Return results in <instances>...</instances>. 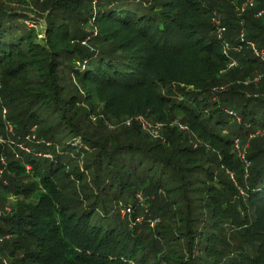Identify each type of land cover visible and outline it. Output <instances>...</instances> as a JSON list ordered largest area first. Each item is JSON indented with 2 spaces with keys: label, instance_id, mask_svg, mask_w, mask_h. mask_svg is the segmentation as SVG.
Returning <instances> with one entry per match:
<instances>
[{
  "label": "trees",
  "instance_id": "16d2710c",
  "mask_svg": "<svg viewBox=\"0 0 264 264\" xmlns=\"http://www.w3.org/2000/svg\"><path fill=\"white\" fill-rule=\"evenodd\" d=\"M245 1L0 0V264H264Z\"/></svg>",
  "mask_w": 264,
  "mask_h": 264
},
{
  "label": "rangeland",
  "instance_id": "374dc122",
  "mask_svg": "<svg viewBox=\"0 0 264 264\" xmlns=\"http://www.w3.org/2000/svg\"><path fill=\"white\" fill-rule=\"evenodd\" d=\"M43 19H40V20H37V23L36 22H32V21H28V25H33V26H36V28H38V29H40V30H43L44 29V24H43ZM36 23V24H35ZM42 36H43V34H42ZM139 117V116H138ZM141 117V116H140ZM178 118V117H177ZM137 121H138V123H140L141 124V127H142V129L144 130V131H146V132H149L150 130H152V128L153 127H149L148 125H146L143 121H142V119L141 118H138L137 119V117L135 118ZM147 121V120H146ZM145 124V126L143 125V123ZM176 122H178V120H174L173 121V123H176ZM172 123V124H173ZM149 128H150V130H149ZM149 130V131H148ZM155 130H157V128H155ZM158 133V132H157ZM152 136H153V134H152ZM157 135H154V137H156ZM20 147V149H22V150H24V151H26V152H28V149L25 147V146H19ZM45 156H47V157H50L51 155L49 154V153H47ZM241 156H243V155H241ZM3 158H4V156H2ZM5 159V158H4ZM6 196H7V200L6 201H4L1 205H0V212H2L3 210L4 211H10L11 210V208L10 207H12L11 205H13L14 203H15V198H14V196L13 195H11V194H6ZM29 201H31V202H33V203H35L36 201H35V199H34V194H33V196H31L30 197V199H29ZM143 206V208H145V210H147L146 209V207L144 206V205H142ZM124 212L122 211V213L121 214H123ZM126 213H132V210L130 211V212H128L127 210H126ZM142 218H143V215H140V216H138V218L137 219H139V220H142ZM153 223V222H152ZM151 223V226H154V223L152 224ZM1 237H3V236H1ZM3 239H4V237L2 238V240L0 241V243L3 241Z\"/></svg>",
  "mask_w": 264,
  "mask_h": 264
},
{
  "label": "built area",
  "instance_id": "2783aa9c",
  "mask_svg": "<svg viewBox=\"0 0 264 264\" xmlns=\"http://www.w3.org/2000/svg\"><path fill=\"white\" fill-rule=\"evenodd\" d=\"M252 4H253V0H246L245 3L243 4L241 10L244 11L246 7L251 6ZM218 35H219V37H221V35H222V30H221V29L218 30ZM241 36H243V34H242ZM250 45H251L252 48L254 49V53H255V55H257V56L261 57L262 59H264V50H258V49H256L255 45H254L253 43H251V42H250ZM233 65H236V61H235V60H233V61L231 62V65H230V66H233ZM255 79H257V77H256ZM138 118H141L142 121H143L146 125H148L149 127H150V126L153 127L152 130H150V128H149L150 131L148 130L151 134H153V136H154V135H157V131H158V129L160 128L161 124L151 125V124H150L148 121H146L143 117H137V119H138ZM143 122H142V123H143ZM128 123H129V121L127 122V124H128ZM144 123H143V125L145 126ZM155 128H157V130H155ZM259 133H260V131L258 130V131L256 132V134H259ZM0 159H1L2 162L4 161V158H3L2 156H1ZM2 172H3V169H0V177H1V175H2ZM137 198H138V200L140 201V203L142 204V198H141V196H140L139 194L137 195ZM126 210H127L128 212L131 211L130 208H127ZM137 220H139V219H137ZM153 223H155V221H153ZM153 223H152V224H153ZM2 238H3V237H1V235H0V241L2 240Z\"/></svg>",
  "mask_w": 264,
  "mask_h": 264
}]
</instances>
